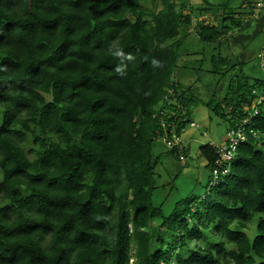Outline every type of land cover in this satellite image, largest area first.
<instances>
[{
	"label": "trees",
	"instance_id": "1",
	"mask_svg": "<svg viewBox=\"0 0 264 264\" xmlns=\"http://www.w3.org/2000/svg\"><path fill=\"white\" fill-rule=\"evenodd\" d=\"M201 1L0 0V264H264V77L235 76L224 104L206 103L227 139L251 120L229 174L206 144L205 195L168 214L152 202L162 158L189 155L199 104L173 82L189 10L221 23L200 28L206 46L250 27ZM210 66L226 77L243 64Z\"/></svg>",
	"mask_w": 264,
	"mask_h": 264
},
{
	"label": "rangeland",
	"instance_id": "2",
	"mask_svg": "<svg viewBox=\"0 0 264 264\" xmlns=\"http://www.w3.org/2000/svg\"><path fill=\"white\" fill-rule=\"evenodd\" d=\"M212 2L213 11H218L217 17H240L243 19V25L249 22L250 27L244 31L238 29L231 31L220 37L216 43L206 46L198 38L200 28L207 23L221 27V23L215 20V15L211 13L203 15L195 9L189 10L191 12L187 11L191 13L192 21L190 25H184L180 30L183 45L174 70L173 82L177 83L179 95L194 97L199 104L193 106L192 122L181 136L185 148L189 150V155L182 161H178L171 155L164 156L156 170L157 189L152 202L156 207H161L166 214L172 212L178 201L205 195L210 171L206 167V160L200 154V148L206 144L221 147L227 141V124L215 116L206 107V103L215 95L217 101L224 104L230 81L235 76H241L244 79L264 77L258 58L264 51V11L261 12L260 9L264 6V0H259L256 5L242 2L240 8H235L236 4H232V11L219 8L220 1L212 0ZM146 5L150 7L149 4ZM187 5L205 7L201 0H189ZM158 8H161L160 4ZM212 56L242 63V70L240 66H237L226 77L214 75L210 72ZM178 121L180 124L181 120ZM165 151H168L166 144H156V153ZM255 225L256 222L250 223V231H246L251 238L254 237ZM151 227L153 228L150 232L155 241L159 232L158 222L152 223Z\"/></svg>",
	"mask_w": 264,
	"mask_h": 264
},
{
	"label": "built area",
	"instance_id": "3",
	"mask_svg": "<svg viewBox=\"0 0 264 264\" xmlns=\"http://www.w3.org/2000/svg\"><path fill=\"white\" fill-rule=\"evenodd\" d=\"M260 57V62L261 65L264 66V54L262 53L261 55H259ZM250 119H247L244 122V125L242 128L238 129V130H231L229 135H228V139L227 141L224 143L223 146H219L218 148V153L220 155L219 160L217 161V165L219 166V168H223V170L221 171V174L226 175L229 174L230 169H231V165H232V161L235 159L236 157V151L238 150V146L239 143L244 142L246 140V136L244 134V130H245V126L250 123ZM173 144V143H170ZM219 168L214 169L213 174V182L218 181L221 178V175L219 173ZM130 264H135L134 259L130 260Z\"/></svg>",
	"mask_w": 264,
	"mask_h": 264
},
{
	"label": "clouds",
	"instance_id": "4",
	"mask_svg": "<svg viewBox=\"0 0 264 264\" xmlns=\"http://www.w3.org/2000/svg\"><path fill=\"white\" fill-rule=\"evenodd\" d=\"M230 170H231V169H230ZM213 180H214V179H212V183H211L210 185H212V184H213ZM130 260H131V259H130Z\"/></svg>",
	"mask_w": 264,
	"mask_h": 264
}]
</instances>
